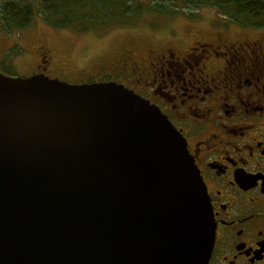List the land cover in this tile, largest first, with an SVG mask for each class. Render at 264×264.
<instances>
[{
	"label": "water",
	"instance_id": "obj_1",
	"mask_svg": "<svg viewBox=\"0 0 264 264\" xmlns=\"http://www.w3.org/2000/svg\"><path fill=\"white\" fill-rule=\"evenodd\" d=\"M214 238L156 106L114 82L0 72V264H208Z\"/></svg>",
	"mask_w": 264,
	"mask_h": 264
},
{
	"label": "flooded vegetation",
	"instance_id": "obj_2",
	"mask_svg": "<svg viewBox=\"0 0 264 264\" xmlns=\"http://www.w3.org/2000/svg\"><path fill=\"white\" fill-rule=\"evenodd\" d=\"M185 20L205 27L172 30L139 53L127 49L82 83L123 85L185 139L215 224L208 264H264V27L227 14ZM38 53L32 75L51 77L52 51Z\"/></svg>",
	"mask_w": 264,
	"mask_h": 264
},
{
	"label": "rangeland",
	"instance_id": "obj_3",
	"mask_svg": "<svg viewBox=\"0 0 264 264\" xmlns=\"http://www.w3.org/2000/svg\"><path fill=\"white\" fill-rule=\"evenodd\" d=\"M220 14L211 6L177 15L146 13L133 18L138 20L129 25L87 33L54 28L37 16L34 23L22 31H0V72L13 77L32 76L38 64V48L44 46L54 56L55 67L50 69L51 77L71 84L82 83L96 75L106 61L120 57L127 49L138 48L139 53L145 51L153 39H159L172 30L188 34L205 27L191 26L185 19L208 22L219 18Z\"/></svg>",
	"mask_w": 264,
	"mask_h": 264
},
{
	"label": "trees",
	"instance_id": "obj_4",
	"mask_svg": "<svg viewBox=\"0 0 264 264\" xmlns=\"http://www.w3.org/2000/svg\"><path fill=\"white\" fill-rule=\"evenodd\" d=\"M208 6L243 26L264 27V0H0V31H22L38 16L54 28L87 33L129 25L146 13L177 15Z\"/></svg>",
	"mask_w": 264,
	"mask_h": 264
}]
</instances>
